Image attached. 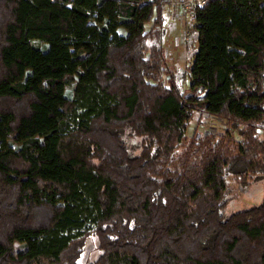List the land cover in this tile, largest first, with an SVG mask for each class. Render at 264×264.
Here are the masks:
<instances>
[{
	"label": "trees",
	"instance_id": "obj_1",
	"mask_svg": "<svg viewBox=\"0 0 264 264\" xmlns=\"http://www.w3.org/2000/svg\"><path fill=\"white\" fill-rule=\"evenodd\" d=\"M164 1L0 0V264H264V195L225 216L264 171V0L197 2L180 77Z\"/></svg>",
	"mask_w": 264,
	"mask_h": 264
},
{
	"label": "rangeland",
	"instance_id": "obj_2",
	"mask_svg": "<svg viewBox=\"0 0 264 264\" xmlns=\"http://www.w3.org/2000/svg\"><path fill=\"white\" fill-rule=\"evenodd\" d=\"M200 2V0H167L163 3L162 11V28L163 36L162 43L165 49V58L168 67L175 70L177 75L180 77L182 72L188 70L193 62L194 52L188 50L186 43H193L195 40V21L192 15V9L194 5ZM120 33H125V29L122 27L118 28ZM39 45H44L40 41H36ZM197 43V42H196ZM186 82H189V77L186 78ZM182 86L186 88L185 83L181 82ZM42 85L48 86L45 81H42ZM75 83L70 84L67 88V94L73 96ZM187 90V89H186ZM85 107H77L75 111L69 113L68 119L70 120V126H74L75 120L81 118ZM76 115V116H75ZM194 122L199 121V124L194 127H190L187 131L188 135H191V131L195 134H202L205 131L209 132H219L222 134L228 133L226 131L227 127L223 121H218L216 118H212L206 113L195 112L193 119ZM263 130H260V137H262ZM235 136V134L233 133ZM132 145L133 150L138 153L141 149L139 137H133L127 139ZM250 183L247 186H241L234 180L232 183L235 188L242 190L239 192L238 196L233 198L227 205L225 209V216L232 214L234 211L245 209L253 205L259 204L262 201L264 195V171L261 174L253 175L249 179ZM94 227V222L92 218L89 217L86 223V231L92 230ZM77 231V229H76ZM75 232V231H72ZM17 246L20 245L19 242L16 243ZM99 253L97 249V240L94 235H90L87 239V244L82 256L80 258L81 262H88L93 260Z\"/></svg>",
	"mask_w": 264,
	"mask_h": 264
},
{
	"label": "built area",
	"instance_id": "obj_3",
	"mask_svg": "<svg viewBox=\"0 0 264 264\" xmlns=\"http://www.w3.org/2000/svg\"><path fill=\"white\" fill-rule=\"evenodd\" d=\"M204 2H205V0H200V2H198V3L202 4V3H204Z\"/></svg>",
	"mask_w": 264,
	"mask_h": 264
}]
</instances>
